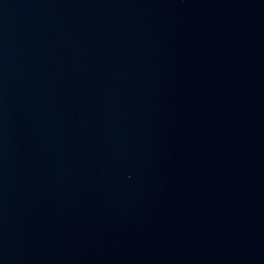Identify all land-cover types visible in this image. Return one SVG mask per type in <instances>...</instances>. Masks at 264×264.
Wrapping results in <instances>:
<instances>
[{"label": "water", "instance_id": "1", "mask_svg": "<svg viewBox=\"0 0 264 264\" xmlns=\"http://www.w3.org/2000/svg\"><path fill=\"white\" fill-rule=\"evenodd\" d=\"M0 264H264V0H0Z\"/></svg>", "mask_w": 264, "mask_h": 264}]
</instances>
